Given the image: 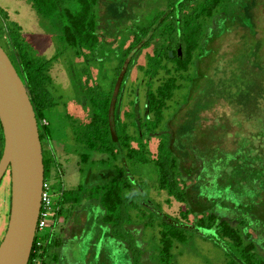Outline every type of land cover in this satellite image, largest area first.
<instances>
[{
    "label": "rangeland",
    "instance_id": "1",
    "mask_svg": "<svg viewBox=\"0 0 264 264\" xmlns=\"http://www.w3.org/2000/svg\"><path fill=\"white\" fill-rule=\"evenodd\" d=\"M72 1L62 0L66 6ZM108 1L99 0L101 16ZM113 1L123 3L129 15L119 20L99 18L101 41L89 60L65 46L52 19L39 13L29 0H0V44L8 50L3 30L8 31L11 37L23 41L33 57L53 58L48 74L54 99L45 111L51 133L43 143L44 156L52 162L45 179L56 192L53 198L60 208L56 236L65 220L63 226L70 224L71 228L62 245L52 246L56 253L52 250L48 258L51 260L46 264L239 261L231 242L219 243L215 229L199 226L189 229L186 242L174 244L169 262L161 261L157 223L166 215L179 217L180 209L192 206L166 201L169 196L159 189L152 163L117 162L126 166L138 182L133 184H140L142 190L139 199L142 210L130 209L131 221L118 226V232H112L111 225L103 220L105 209L99 201L82 196L75 204L64 202L63 194H58L61 190H76L80 184L89 190L107 182L111 176L113 168L102 163L106 155L95 153L93 162L84 163L81 155L90 150L76 140V134L82 132L83 123L91 113L90 89H97L98 85L109 87L134 27L146 24L166 2ZM206 26L212 39L202 42L203 55H197L189 71L179 79L181 88L166 110L164 136L173 135L175 152L186 171H192V178L186 180L188 185L197 184L200 188L192 187V200L196 201L200 191L204 212L215 213L238 227L248 241L254 242L257 257L264 261V0H231L206 21ZM154 48L143 49L131 66L121 102L122 118L128 123L131 119L125 112L131 113L134 103L136 113L147 114L148 82L157 86L167 76L163 71L153 80L145 77L142 67ZM129 131L135 134L132 124ZM145 141L154 154L159 138ZM1 149L0 140V153ZM11 188V175L7 172L0 183V244L10 219ZM198 214L191 213L189 225H193ZM151 219L155 220V226L145 225ZM54 255H58L59 263H55Z\"/></svg>",
    "mask_w": 264,
    "mask_h": 264
},
{
    "label": "trees",
    "instance_id": "2",
    "mask_svg": "<svg viewBox=\"0 0 264 264\" xmlns=\"http://www.w3.org/2000/svg\"><path fill=\"white\" fill-rule=\"evenodd\" d=\"M33 7L45 17L51 18L59 30V39L62 43L74 50L78 56L90 58L95 55L100 45L98 32L101 22L99 18L119 20L129 15L123 3L109 0L105 6L106 12L101 16L99 0H73L66 6L62 0H29ZM231 0H166L164 7L151 17L146 24L134 27L130 43L124 46L123 53L119 56V65L114 71L109 87L97 86L90 89L91 113L83 123L82 132L76 134V140L86 145L90 152L83 153L81 160L84 163L93 162L95 153L106 155L102 159L103 166L113 168L111 176L105 183L97 184L91 188H84L81 184L76 190L64 191V202L78 203L82 196L97 200L104 207L103 220L111 225L112 232L121 224H128L132 215L130 209L142 210L139 199L142 190L136 183L125 165L117 164L118 161H131L134 163L154 165L158 177V187L168 194L167 202L176 200L188 203L190 208L180 209L179 217L166 215L159 226L160 257L162 262H169L176 242H186L188 231L195 226L215 229L216 234L224 242H231L238 252L239 261L231 260L227 264H264L257 257L255 244L248 241L242 231L232 225L229 220L217 216L215 213L204 212L201 207L200 191L197 199L192 200V187L188 185L192 178V171H186L182 159L174 150V137L165 130L166 110L168 103L173 99L175 92L181 88L180 78L188 72L195 62L197 55H203L202 42L210 38L207 33L206 21L212 19L216 12ZM211 29V28H210ZM3 37L7 41L8 53L19 75L23 79L39 125L42 143L50 138V123L46 117L49 101L54 99L49 85L52 83L48 74V67L52 59H39L33 57L21 40L14 39L8 31L3 30ZM154 46L153 53L147 55V62L142 67L145 77L153 80L161 72L167 76L157 86L148 82L147 114L142 115L133 111L125 112L131 119L128 123L122 118V97L134 60L143 49ZM181 49V53L179 52ZM203 49L201 54L199 50ZM173 53L171 56L170 53ZM118 54V53H116ZM200 57V56H199ZM170 64V65H169ZM193 78H191V81ZM48 121L43 124V120ZM135 127V134L129 131V125ZM3 154L5 138L0 121ZM158 137L157 150L151 154L145 140ZM44 154V149H43ZM52 160L44 156L45 174ZM102 175V172H98ZM132 175V176H131ZM132 177V178H131ZM185 179V180H184ZM138 183V182H137ZM198 214L193 225H189L191 213ZM181 222V225L178 223ZM183 223V224H182ZM145 225L155 226L151 219ZM116 230V231H115ZM214 238V235H211ZM58 244L55 241L52 246ZM52 247V248H53Z\"/></svg>",
    "mask_w": 264,
    "mask_h": 264
},
{
    "label": "water",
    "instance_id": "3",
    "mask_svg": "<svg viewBox=\"0 0 264 264\" xmlns=\"http://www.w3.org/2000/svg\"><path fill=\"white\" fill-rule=\"evenodd\" d=\"M0 121L5 138L0 183L10 172L12 184L10 219L0 244V264H27L41 208L44 148L28 89L1 44Z\"/></svg>",
    "mask_w": 264,
    "mask_h": 264
},
{
    "label": "built area",
    "instance_id": "4",
    "mask_svg": "<svg viewBox=\"0 0 264 264\" xmlns=\"http://www.w3.org/2000/svg\"><path fill=\"white\" fill-rule=\"evenodd\" d=\"M47 123L48 121L44 119L43 124ZM64 191L61 190L58 194H63ZM54 193L56 192L53 191L51 183L44 178L35 239L27 264L47 263L48 254L50 253L56 235L58 212H60V208L53 198Z\"/></svg>",
    "mask_w": 264,
    "mask_h": 264
},
{
    "label": "crops",
    "instance_id": "5",
    "mask_svg": "<svg viewBox=\"0 0 264 264\" xmlns=\"http://www.w3.org/2000/svg\"><path fill=\"white\" fill-rule=\"evenodd\" d=\"M49 142V141H48ZM85 220V216H83V221ZM71 222V221H70ZM67 223V221L65 220L61 225V228H59L60 230H59V232H58V236H56L55 235V239H54V241H57L58 242V244L56 245L57 247L56 248H58L60 245H62V243L63 242H65V238H66V236L70 233V228H71V226H70V224L67 226V227H64L63 225H65ZM56 248H54V249H56ZM54 249H52L51 248V250H50V253L48 254V258L51 256V253H52V250H53V252H54ZM54 253H56V251L54 252ZM54 260H55V263H59V257H58V255H54V258H53ZM51 260V259H50ZM50 260L48 261V262H50ZM47 262V263H48Z\"/></svg>",
    "mask_w": 264,
    "mask_h": 264
}]
</instances>
